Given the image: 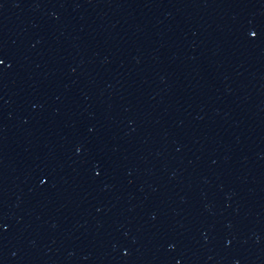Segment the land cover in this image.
Here are the masks:
<instances>
[{"label": "water", "instance_id": "95a60500", "mask_svg": "<svg viewBox=\"0 0 264 264\" xmlns=\"http://www.w3.org/2000/svg\"><path fill=\"white\" fill-rule=\"evenodd\" d=\"M0 264H264V0H0Z\"/></svg>", "mask_w": 264, "mask_h": 264}]
</instances>
